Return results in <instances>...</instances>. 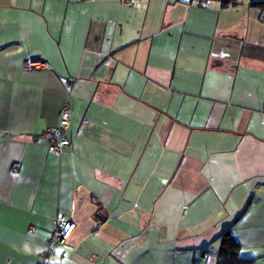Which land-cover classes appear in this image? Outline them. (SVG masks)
<instances>
[{
  "label": "crops",
  "instance_id": "crops-1",
  "mask_svg": "<svg viewBox=\"0 0 264 264\" xmlns=\"http://www.w3.org/2000/svg\"><path fill=\"white\" fill-rule=\"evenodd\" d=\"M262 11L0 0V264H264Z\"/></svg>",
  "mask_w": 264,
  "mask_h": 264
},
{
  "label": "built area",
  "instance_id": "built-area-1",
  "mask_svg": "<svg viewBox=\"0 0 264 264\" xmlns=\"http://www.w3.org/2000/svg\"><path fill=\"white\" fill-rule=\"evenodd\" d=\"M262 16L264 17V10L262 11ZM26 66L28 68L30 67H36V66H42L41 61H38L37 59L33 58H27L26 60ZM71 109L69 105H64L60 112V119H59V125L55 129L47 130L46 132L42 133L40 135L41 138H47L49 141L50 146L52 147L53 151L59 152L64 146H67L70 142L67 136H65V132L69 128L70 120H71ZM18 164H15V167L18 168ZM74 229V224L67 222L65 224H61L58 226L56 232L52 236L51 241L49 242L50 246L46 252L43 253V258L45 259L46 256L51 252H53V248L58 245V243L62 244L65 243V241L70 237V234L72 233ZM42 264H45L43 262V259L41 258ZM41 262L39 264H41Z\"/></svg>",
  "mask_w": 264,
  "mask_h": 264
},
{
  "label": "trees",
  "instance_id": "trees-1",
  "mask_svg": "<svg viewBox=\"0 0 264 264\" xmlns=\"http://www.w3.org/2000/svg\"><path fill=\"white\" fill-rule=\"evenodd\" d=\"M205 1V0H203ZM237 0L223 1V4L236 3ZM251 5L264 10V0H251ZM239 245L230 233H224L219 251V264H243L238 252Z\"/></svg>",
  "mask_w": 264,
  "mask_h": 264
},
{
  "label": "rangeland",
  "instance_id": "rangeland-1",
  "mask_svg": "<svg viewBox=\"0 0 264 264\" xmlns=\"http://www.w3.org/2000/svg\"><path fill=\"white\" fill-rule=\"evenodd\" d=\"M55 232H56V231H55ZM53 235H54V234H53ZM53 235H51V237L49 238V242L51 241ZM70 235H71V234H70ZM68 239H69V238H68ZM68 239H67V240H68ZM67 240H66V241H67ZM58 244H60V243H58ZM49 246H50V244L48 243L46 249H45L43 252H46V251L48 250ZM56 246H57V245H56ZM56 246H55V247H56ZM55 247L53 248V251H54ZM50 254H51V252L48 254V256H46L45 259H44L43 257H41V258L43 259V262H44L45 264H49ZM40 262H41V259H40L39 261H37L36 264H39ZM41 264H42V262H41Z\"/></svg>",
  "mask_w": 264,
  "mask_h": 264
},
{
  "label": "water",
  "instance_id": "water-1",
  "mask_svg": "<svg viewBox=\"0 0 264 264\" xmlns=\"http://www.w3.org/2000/svg\"><path fill=\"white\" fill-rule=\"evenodd\" d=\"M221 1H228V0H221Z\"/></svg>",
  "mask_w": 264,
  "mask_h": 264
}]
</instances>
